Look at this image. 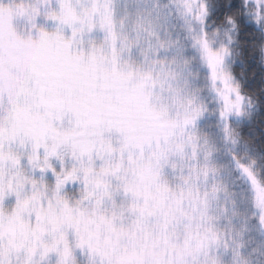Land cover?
<instances>
[{"label":"snow or ice","instance_id":"6c2138e0","mask_svg":"<svg viewBox=\"0 0 264 264\" xmlns=\"http://www.w3.org/2000/svg\"><path fill=\"white\" fill-rule=\"evenodd\" d=\"M0 264H264V0H0Z\"/></svg>","mask_w":264,"mask_h":264},{"label":"trees","instance_id":"16d2710c","mask_svg":"<svg viewBox=\"0 0 264 264\" xmlns=\"http://www.w3.org/2000/svg\"><path fill=\"white\" fill-rule=\"evenodd\" d=\"M248 76L250 77L251 87L258 88L259 84H260L259 74H257V76L254 79H251L252 73H251V69H249L248 70ZM257 132L259 133V126L258 125H257Z\"/></svg>","mask_w":264,"mask_h":264}]
</instances>
